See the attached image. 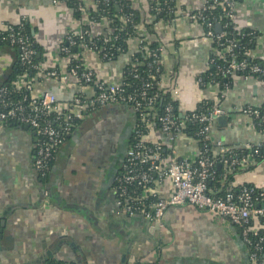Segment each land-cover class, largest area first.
Returning <instances> with one entry per match:
<instances>
[{
  "label": "crops",
  "instance_id": "1",
  "mask_svg": "<svg viewBox=\"0 0 264 264\" xmlns=\"http://www.w3.org/2000/svg\"><path fill=\"white\" fill-rule=\"evenodd\" d=\"M77 1L87 8L96 6V0ZM130 1L141 11L140 34L159 40L163 46L161 87L178 92L174 99L180 115L195 110L202 100H212L224 110L220 116L227 118L224 122L215 119V140L234 148L262 141L263 136L252 128L241 109L264 104V80L238 74L228 89L215 82L197 83L198 76L211 69L214 50L204 27L188 19L186 13L200 9L207 0H175V20L154 21L152 33L146 27L154 20L148 11L149 0ZM76 11L67 0H0V25L26 20L43 48V64L63 67L59 48L67 33L86 24L94 34L110 30L108 20L92 22L87 14L77 17ZM235 22L240 28L259 32L254 54L264 61V0H241L235 8ZM138 43V38L131 39L127 54L112 62L102 61L94 53L87 54V59L99 79L119 81ZM0 53L1 77L13 59L8 52ZM43 84L42 90L52 89L59 100L65 99L62 92L67 88L48 81ZM136 116L127 105L116 104L97 112L96 119L89 117L77 130L81 138L68 148L58 175L51 171L46 183L51 197L42 189L34 169L36 132L26 125L0 126V264H122L125 253V264H246L240 232L214 213L191 204L170 206L157 228L141 215L129 216L122 211L114 189L110 151L107 149L106 157H99L107 164L94 165L100 149L116 145L125 130L134 127ZM97 122L101 126L98 142H91ZM146 138L165 145L168 153L173 148L179 158L195 161L198 156L200 144L187 133L171 145L154 126ZM242 170L235 175V186H264V160ZM152 187L162 197L173 189L171 180L159 175ZM253 228L264 229V224L256 218Z\"/></svg>",
  "mask_w": 264,
  "mask_h": 264
},
{
  "label": "built area",
  "instance_id": "2",
  "mask_svg": "<svg viewBox=\"0 0 264 264\" xmlns=\"http://www.w3.org/2000/svg\"><path fill=\"white\" fill-rule=\"evenodd\" d=\"M60 1L66 0H54V2ZM224 3L227 7H231L227 16L235 20V14L232 11L235 5L234 0H224ZM205 4L198 10L186 13V16L204 27L207 39L211 42H218L225 36V33L222 31L217 33L212 22L203 24L199 21ZM76 10L82 15H86L88 8L80 3ZM159 13L160 11H158ZM176 16L177 13L172 19L165 21L173 22ZM12 25L13 23H4L0 25V31H9L11 44L20 46L22 63L24 65L31 64L33 55L36 53L33 49V42L28 36L21 35L18 30L15 31ZM108 32L111 33V29L105 34ZM100 35L94 34L91 29L86 28L67 33L59 48L63 67L61 66L60 69L56 68L58 66L46 67L43 62L35 64L34 67L38 70L35 77H31L30 73H24L14 81L15 91L23 89L27 91L20 92V95H13L16 92H9L7 86L0 87V126L6 125L8 122H17L28 125L36 132L38 143L34 167L37 173L45 178L51 168L52 161L76 131L79 122L100 112L106 106L125 104L136 113L137 124L122 165V174L115 177L114 189L122 211L129 216L141 215L146 220L160 226L163 223L165 212L170 206L191 204L200 210L227 219L232 225L242 228L243 241L244 243L248 242L247 233L248 228H251L250 223L258 217H264V191H260L255 196L256 190L245 186L236 194L229 192L224 197H216L211 194L209 183L216 174V165L233 171L235 168L242 170L257 164L256 156L260 152L259 147L264 142V130L263 132L259 131L255 121L259 118L264 120L261 110L253 106L241 109V112L250 119L252 128L263 136L262 141L246 143L242 146L241 149L247 153L241 156H237L234 152L237 148L225 146L222 140L213 138L214 121L218 116L224 114V110L220 106H216L212 111L202 112L199 105L203 104L205 100H202L195 110L178 117L174 114V106L169 104L165 107V113L157 121H152L149 117L155 109L159 96L157 93L148 94L147 89L151 87L152 83H143L139 96H134L132 94L125 95L126 82L123 72L119 81H106L98 78L94 67L87 59V54L94 53L100 60L112 62L110 57L112 53L103 46L99 48L93 40ZM115 38L107 36L105 42H111ZM142 42L143 40H139L138 47H141ZM231 46L223 49L215 48L214 52L217 57L226 60L227 55L233 49ZM73 47L74 49L80 48V51L74 52ZM159 50L161 54L155 53L154 55L157 58L156 62L163 66L164 49L160 48ZM246 54L250 59H259L254 54V50L249 49ZM213 62L212 58L211 63L213 64ZM220 69L223 70L224 75L232 76V78L240 72L248 70L251 74L258 75L256 78L264 80L263 65L249 64L246 60L238 61L234 56L226 69L222 67ZM133 70H137V64L133 65ZM162 80L163 77L159 82L160 85ZM47 81L67 88V92H62L64 100H59L57 92L52 89H41L40 85H44L43 83ZM197 83L203 85L201 77L197 78ZM228 88V86L225 87V89ZM171 94L174 99L178 92ZM190 124L199 126L195 135L200 146L195 161L179 158L173 153V148L166 154L165 145L148 142L146 138L150 130L158 125L160 131L172 145L180 136L186 134ZM158 175L160 178L167 176L171 180L173 189L166 197H162L159 192L152 189ZM133 185L145 186L147 190L141 196H132L129 188ZM149 198H153V200L148 202ZM259 252H262L261 246H257L256 251L251 254L252 264H264V254L261 256L258 254Z\"/></svg>",
  "mask_w": 264,
  "mask_h": 264
},
{
  "label": "trees",
  "instance_id": "3",
  "mask_svg": "<svg viewBox=\"0 0 264 264\" xmlns=\"http://www.w3.org/2000/svg\"><path fill=\"white\" fill-rule=\"evenodd\" d=\"M68 3L77 8L80 4L77 0H67ZM241 0H234L235 5L232 9L235 14V7ZM149 14L154 17L153 22L148 24L147 31L153 32L151 29L154 26V21L158 22L160 20H169L172 19L177 13V7L175 0H149ZM231 10V7H227L224 3V0H207L204 9L200 13L199 21L203 24L212 22L214 28L217 24L221 25V31L225 33V36L218 42H212L213 50L223 49L227 46L232 45V51L227 55L226 60L220 59L216 56L215 52L212 53V58L214 60L211 69L207 73L200 74L198 77L202 78V83L205 85L208 82H215L220 85L221 88L232 86L233 78L232 76H226L223 74V69H226L229 65V61L234 56L238 61L246 60L247 63H259L264 66V61L261 59H250L247 56V51L249 49L254 50L257 45V39L259 32L252 28L244 27L240 28L239 25L235 22L234 19L227 16V12ZM158 11L160 13L158 14ZM77 17H81V13L77 10ZM158 14V15H157ZM87 15L90 21L92 22H101L103 20H108L110 23L111 33L101 34L98 37H95L97 46L99 48H107L111 54V61L117 60L121 55L127 54L129 41L134 38L143 40L141 47H138L137 50L132 54L131 61L125 65L123 68V74L125 79V95L132 94L134 96H139V92L142 91V84L145 82L152 83L151 87L147 89L149 95L157 93L158 100L155 104V109L150 115V119L157 121V119L165 113V107L169 104L174 106V114L176 117L180 115L178 109V102L173 99L171 91L163 89L159 82L163 77L164 68L161 64H158L157 58H155V53L161 54L160 48H163L159 40H153L149 37L140 34V23L142 20L141 11L138 8L134 7L130 0H96V6L93 8H88ZM15 31H19L21 35L28 36L29 39L33 42V49L35 54L33 55V62L31 64H23L21 60V49L18 44H11L9 39V31L2 30L0 31V52H8L13 59V63L10 66L11 71L6 77H0V87L7 86L9 92H16L13 95H20V92H27L25 89L21 91H15L14 81L24 73H30L31 77H35L38 73L37 68L34 67L35 64H41L44 60L43 58V48L35 41V38L32 34V29L30 24L23 20L20 24L12 25ZM89 25H85L84 28L89 29ZM111 36L113 39L111 42H105V38ZM74 52L80 51V48H72ZM150 52V53H149ZM137 64V70H133V65ZM56 68H61L59 65ZM137 74V76H136ZM243 76H258L256 74H251L248 70H244L239 73ZM19 92V93H18ZM116 105V104H115ZM110 106V105H109ZM106 106L104 109H106ZM216 107L214 101L205 100L203 104L199 105L202 112L212 111ZM261 110L262 115H264V104L258 106ZM97 113L92 114L90 118L94 117ZM87 118L86 120H88ZM86 120L79 122L77 130L81 129L82 124ZM257 123V129L259 131L264 130V120L261 118L255 120ZM23 125L17 122H8L6 125ZM157 127H159L157 125ZM199 130L197 125H188L186 133L192 137H196L195 133ZM213 149V148H212ZM169 150L166 148V154ZM259 154L256 156L257 162L264 160V142L259 147ZM237 156H241L244 153V149L237 148L234 151ZM54 160L51 163V168L44 178V182H48L50 178L52 166ZM216 174L214 178L210 181L209 187L211 189V194L216 197H224L229 192L238 193L243 187L254 188L256 190L255 196L258 195L260 191H264V186L259 187L252 183H244L239 186H235L233 180L235 175L243 170L235 168L233 171L226 170L223 166L218 167L216 165ZM122 172V167L120 169ZM116 176H120L118 172ZM115 176V177H116ZM45 184V183H43ZM46 185V184H45ZM115 185V184H114ZM130 193L132 196H141L143 192L147 190L145 186L133 185L130 188ZM153 198H149L148 202H151ZM260 221L264 224V217H258ZM237 230L242 234V228L235 226ZM250 229L248 228L247 237L248 242L245 243V253H246V264H252L251 254L256 251L257 246L262 247V252L258 254L263 256L264 254V229H254L253 222L250 223ZM49 264H68L64 262H48Z\"/></svg>",
  "mask_w": 264,
  "mask_h": 264
},
{
  "label": "water",
  "instance_id": "4",
  "mask_svg": "<svg viewBox=\"0 0 264 264\" xmlns=\"http://www.w3.org/2000/svg\"><path fill=\"white\" fill-rule=\"evenodd\" d=\"M221 25L220 24H217L215 26V31L217 33H220L221 32ZM10 71L11 69L9 68V70L4 74V77H6L8 74H10ZM130 108V107H129ZM219 119V121L221 122H224L226 121V116H218L217 117ZM136 121H137V116H136ZM135 121V124H134V127L133 128H129L128 130H125V132L120 136V139H119V142L117 144V155H116V158L114 159V165L111 169H113L114 171V174L112 175L115 179V176L116 174L119 172L120 175L122 174V172L120 171L123 163H124V160L126 158V154H127V150H128V147L131 143V140L133 138V135H134V129L136 127V124L137 122ZM28 126V125H26ZM29 127V126H28ZM81 133L78 132V131H75L73 133V135H71L69 137V139L67 140V142L61 147L58 155L56 156V159H55V162H54V165L52 167V174L57 176L58 173H59V170L61 169V161L62 159L65 158L66 156V153L67 151L69 150L68 148H70V146H72V144L74 142H77L80 138H81ZM73 136V137H72ZM71 139V141H70ZM218 167H220V165H218ZM35 173L36 175H38L37 171L35 170ZM43 186V190L44 191H47L49 193L48 196L51 197V192H50V189L48 188V186ZM156 227L159 228L160 226L158 224H156ZM239 237V236H238ZM239 241L240 243L242 244V247L245 248V243L243 242V240L239 237ZM128 260V253H125L124 254V257H123V263L122 264H125V262ZM128 262V261H127Z\"/></svg>",
  "mask_w": 264,
  "mask_h": 264
},
{
  "label": "rangeland",
  "instance_id": "5",
  "mask_svg": "<svg viewBox=\"0 0 264 264\" xmlns=\"http://www.w3.org/2000/svg\"><path fill=\"white\" fill-rule=\"evenodd\" d=\"M97 115V114H96ZM92 118V117H91ZM97 117H94V119H96ZM98 121V120H97ZM104 122V121H103ZM99 122H97V125L92 129V135H91V137H90V141L91 142H98V136H97V131H98V129H99V127H101L100 126V124H98ZM98 147V145L97 144H95V150L96 151H98L99 149L97 148ZM98 153V152H97ZM102 155H101V153H99V156L97 157L98 158V163L96 164V165H94V166H97V167H99V165H101L102 163L103 164H107L106 162H104L105 161V159H101L100 161H99V157H101ZM104 158V157H103ZM93 159V158H92ZM102 164V165H103Z\"/></svg>",
  "mask_w": 264,
  "mask_h": 264
},
{
  "label": "flooded vegetation",
  "instance_id": "6",
  "mask_svg": "<svg viewBox=\"0 0 264 264\" xmlns=\"http://www.w3.org/2000/svg\"><path fill=\"white\" fill-rule=\"evenodd\" d=\"M117 144H118V143H116V145H114L113 147H108V148H106V149H105L104 147L101 148V149H100V153H101V155H102L103 157H106L108 151H110V152H109V157H110L112 160H114V159L116 158V155H117ZM107 149H108V151H107ZM106 151H107V152H106ZM34 169H35V167H34ZM35 170H36V169H35ZM38 177L40 178L42 185L46 186L45 184L48 183V182H44V181H42V180H44V178H42L39 174H38ZM43 183H45V184H43Z\"/></svg>",
  "mask_w": 264,
  "mask_h": 264
}]
</instances>
